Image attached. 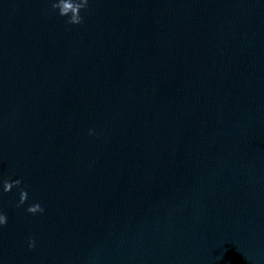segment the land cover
<instances>
[{
	"label": "water",
	"instance_id": "95a60500",
	"mask_svg": "<svg viewBox=\"0 0 264 264\" xmlns=\"http://www.w3.org/2000/svg\"><path fill=\"white\" fill-rule=\"evenodd\" d=\"M0 264H264V0H0Z\"/></svg>",
	"mask_w": 264,
	"mask_h": 264
}]
</instances>
